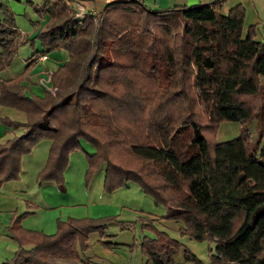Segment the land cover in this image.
<instances>
[{
    "label": "trees",
    "instance_id": "obj_1",
    "mask_svg": "<svg viewBox=\"0 0 264 264\" xmlns=\"http://www.w3.org/2000/svg\"><path fill=\"white\" fill-rule=\"evenodd\" d=\"M71 1H28L38 17L48 16L31 46L38 41L41 55L65 52L68 59L50 75L55 93L43 98L26 97L18 81H0V106L26 117L23 124L0 118L23 129L0 145V188L19 179L22 157L49 141L37 178L63 191L69 155L84 141L95 150L86 155V186L104 165L105 194L137 185L168 209L166 220L182 225L180 236L210 244L209 264H264V33L258 39L254 26L244 31L240 5L221 14L225 0L161 11L140 0H75L106 3L81 19ZM19 36L14 14L0 3V72L28 42ZM255 120L260 134L252 142L247 127ZM223 122L238 123L240 135L215 143ZM28 215L12 217L8 233L18 248L2 264H94L83 257L88 237L129 224L68 219L46 236L23 229ZM142 222L156 236L138 245L147 262L174 264L182 250L186 263L203 264Z\"/></svg>",
    "mask_w": 264,
    "mask_h": 264
},
{
    "label": "crops",
    "instance_id": "obj_2",
    "mask_svg": "<svg viewBox=\"0 0 264 264\" xmlns=\"http://www.w3.org/2000/svg\"><path fill=\"white\" fill-rule=\"evenodd\" d=\"M162 1L164 2L163 4H161V0H156L154 4L157 6L174 5L175 7L189 5L186 3L205 4L208 0ZM1 2L6 4L15 15L23 12L22 8L11 0H1ZM84 4L89 3L84 2ZM248 4L250 5V2ZM256 16L255 21L250 23L251 25L258 23V20L260 21L258 13ZM42 24L40 20L36 21L32 27H29L22 33L19 32L20 41L34 38L36 33L43 27ZM259 30L261 32H257L258 39L263 36L264 25L261 29L257 28V31ZM25 47H29V45L26 44L19 47L17 59H14L17 61L14 70L7 67L0 72V81H18L26 97L35 95L44 97V93L52 86L50 75L53 73V70L50 71L48 66H44L49 61V55L46 61L33 60L34 54L38 52L35 55H40L41 52V48L36 42L34 50L31 48L32 50H30L29 54L25 58L22 56L23 58L21 59L20 52ZM67 59L66 55L65 61ZM18 60L20 63H18ZM27 66L29 68L26 71L24 70L23 74V68ZM59 67L58 63H55L52 68L56 70ZM0 118H7L13 122L22 124L26 121L23 113L1 106ZM22 133L23 129L21 128L15 130L0 123V145L14 137H19ZM49 148V141L40 142L30 155L22 157L20 180L17 183H6L0 188V264L12 259L18 248L11 241L8 233V227L14 215L19 216L30 212L31 216L23 220L21 226L27 231L41 232L46 236L55 234L57 221L64 222L69 218L100 219L116 217L118 221L128 222L129 224H126L124 230L121 229L119 224L111 223L107 226L104 237H99L98 235L88 237L89 248L83 254V257L88 258L94 264H130L126 260L127 258H129L128 260L132 259V249L136 248L138 250L137 246L142 241V238L147 235L141 229L142 221H151L160 230H164L166 226L169 227L168 222H173L165 219L169 214L168 209L155 206L153 200L144 195L135 184L128 183L125 187L110 195L105 194L103 192L104 165L99 168L89 185L86 186L84 181L88 169L86 155H93L95 150L83 141H81V151L73 152L69 155L68 166L64 172L65 193L67 192L68 194L71 190L75 195H78V198L73 203L69 204L70 200L66 199L63 196L64 193H60L54 185L46 184L38 189L34 180L33 184L28 186V182L32 181L31 179H36L37 174L45 166ZM78 206L86 208L87 212H77L68 215V212L75 210ZM55 209H58V211H53ZM63 210H65L64 214H53L60 213ZM174 225L178 229L182 226L181 224L180 226L178 224ZM141 264L151 263L147 262L145 258L144 261L141 260ZM174 264H189L184 261L182 250L174 256Z\"/></svg>",
    "mask_w": 264,
    "mask_h": 264
},
{
    "label": "rangeland",
    "instance_id": "obj_3",
    "mask_svg": "<svg viewBox=\"0 0 264 264\" xmlns=\"http://www.w3.org/2000/svg\"><path fill=\"white\" fill-rule=\"evenodd\" d=\"M11 1L14 2L17 6L21 7L22 11H23L22 13H20L18 15H15L13 13V11H12V13L14 14L15 27L17 28V30H19L18 32L22 33L23 31L27 30L29 27H32L34 22L36 23V21H39V20L43 23L42 24L43 27L46 25V23L48 21V16H44L43 18L38 17L34 13L32 8L29 6V4H28L29 0H11ZM140 1L144 5H146L148 8L152 9V10L161 11V10H167V9L174 8V5L157 6V5L154 4V2L156 0H145V1L140 0ZM172 1H175V0H172ZM211 1H214V0H208L207 3L211 2ZM71 2H73V1H71ZM185 2H187V1H185ZM248 2H250V5L248 4ZM0 3H2L1 0H0ZM33 3H36V2H33ZM163 3L164 2L161 0V4H163ZM207 3H205V4H207ZM2 4L7 6L4 3H2ZM186 4H189V5H187V7H189V6H192V5H198L199 3H186ZM237 5H240L241 7H243V9L245 11L244 22H243L244 31H247V29L251 25L250 23L252 21H255V19L257 18V16H256L257 13L260 16V21L258 20V23H255L254 25H251V26H254L256 28V30H257V28L261 29V27L264 25V0H225L224 4H223V7L221 9V14H223V15L227 14V12L230 10V8H232L233 6H237ZM84 6H85V10L86 11L93 10L96 13V15H98V13H100L102 11V9L104 8L105 5H104V2H97L96 4L95 3L94 4H90V3L89 4H84ZM255 16H256V18H255ZM43 27L41 29H43ZM257 32H261V31L259 30ZM37 33H36V35H37ZM36 35H35V37H36ZM35 37L30 39V40H28V42L26 43V44L29 45V47H25L24 49L21 50V52H20V58L21 59L23 57L25 58L29 54L30 50H32V49L34 50V45H35L36 42L39 44L38 41H34V45L31 46V41H33L35 39ZM19 41H20V39H19ZM26 44H23L21 46H24ZM21 46H19V47H21ZM39 47H40V44H39ZM18 50H19V48H18ZM25 51H27V52H25ZM17 53H18V51H17ZM17 53H16V57H14V59L15 58L17 59ZM54 53H56L57 56L54 55ZM48 55H49V57H48L49 61L44 66L45 67L48 66L50 68V69L48 68L50 71L53 70V72H55L58 69L57 68L55 70V69L52 68L55 63H58V67H59V65L62 66L66 62L65 58H66L67 54L65 52H57V51H55V52L47 54V56ZM14 59H13L11 65L9 66V68H11L13 70H14L15 64L17 65V61L14 60ZM59 62H60V64H59ZM18 63H20L19 60H18ZM24 70H25V67L23 68V71H22L23 74H24ZM260 81H261V83L264 84V76L260 77ZM27 97L31 98L33 96H27ZM35 97L43 98V97H39L37 95H35ZM199 110L203 114V116L205 117V115L203 113V107H201V108L199 107ZM260 123H261L260 121L255 120L247 127V129H248V131L250 133L252 142H255L257 139H259L258 136L260 134V132H259L260 131L259 130ZM262 128H263V133H262V137L260 138L259 146H260V149L264 150V121H263ZM240 132H241V126L238 123H232V122L220 123L218 125L217 129H216V132H215L214 142L215 143H223V142L231 141L233 139H236L240 135ZM20 174H21V172H20ZM20 174H19V179L18 180L11 181V182H16L17 183V181L20 180ZM38 174L36 176V179H31L32 181L28 182V184H27L28 186L29 185L31 186V184H33L34 180H35V184H37L36 186H37L38 189L41 186L43 187L46 184H51V185L56 186L55 184L48 183V182L47 183H40L38 181V178H37ZM8 183H10V182H8ZM64 185H65V180H64ZM64 185H63V187H64L63 191L59 190V188L56 186L57 190L60 193H64L63 196H65L66 199H69L70 200L69 204H71V203H73V201L75 199L78 198V195H75L74 192H72L71 190H70V192H68V194H67V192L65 193V186ZM27 188H29V187H27ZM31 196L33 197V195H31ZM53 211H58V209H55ZM77 212H87V209L82 207V206H78L75 210H73L71 212H68V215L69 214H73V213H77ZM64 213H65V210H63L60 213H53V214L54 215H60V214H64ZM30 214L31 213L29 212V215L25 219L29 218L31 216ZM69 219H74V218H69ZM86 219H91V218H86ZM74 220H81V219H74ZM57 222H56V225H57ZM168 223H169V227H167V226L164 227V230H160L158 228V226H155L154 224H153V226H154V228L156 230L164 231L171 238H173L175 240H178L187 250H189L191 253H193L203 264H209L210 263L209 254H208V248H212L210 246V244H208L207 242H195V241H192V240L188 239L187 237H182L179 234V229L176 228V226L174 225V224H178L180 226V224L179 223H174V222H168ZM56 230H57V227H56ZM143 231L146 232L147 235H145V236L147 238H149V239H153V238L156 237L153 230L145 229ZM32 232H35V231H32ZM38 233H41V232H38ZM55 233H56V231H55ZM11 241H13V240H11ZM88 248H89V246H88ZM137 248H138V250H136V248L132 249V259L128 260L129 258H127L126 261L128 263H130V264H141V260L144 261V259L146 258L141 253V251L139 249V246H137Z\"/></svg>",
    "mask_w": 264,
    "mask_h": 264
},
{
    "label": "built area",
    "instance_id": "obj_4",
    "mask_svg": "<svg viewBox=\"0 0 264 264\" xmlns=\"http://www.w3.org/2000/svg\"><path fill=\"white\" fill-rule=\"evenodd\" d=\"M70 6L72 7V9L74 10L76 16L81 19L83 18L85 15H93L94 11L90 10V11H86L85 10V6L82 5L81 3L74 1L70 3ZM33 60L35 61H46L47 60V55H34L33 56ZM48 92H51L52 94L55 93V89L51 86L50 89L48 90Z\"/></svg>",
    "mask_w": 264,
    "mask_h": 264
}]
</instances>
